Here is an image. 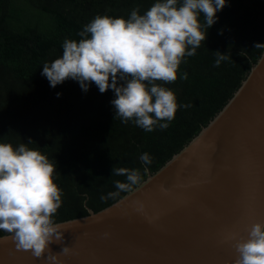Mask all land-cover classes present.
Instances as JSON below:
<instances>
[{
    "label": "trees",
    "instance_id": "trees-1",
    "mask_svg": "<svg viewBox=\"0 0 264 264\" xmlns=\"http://www.w3.org/2000/svg\"><path fill=\"white\" fill-rule=\"evenodd\" d=\"M155 2L0 0V143H24L56 165L53 180L63 193L57 223L99 212L130 192L108 197L118 191L115 181L126 182L112 175L113 167L140 170L132 190L159 170L224 108L264 51L255 48L264 45V0H226L196 54L180 64L176 81L156 82L175 93L178 105L189 106L179 107L166 129L152 132L114 119L111 89L102 94L90 84L85 92L71 79L52 88L41 75L44 63L62 56L64 40L79 41L78 32L95 16L127 19L134 8L142 15ZM217 51L230 59L214 67ZM145 152L150 165L140 160ZM3 235L9 234L0 230Z\"/></svg>",
    "mask_w": 264,
    "mask_h": 264
},
{
    "label": "water",
    "instance_id": "water-1",
    "mask_svg": "<svg viewBox=\"0 0 264 264\" xmlns=\"http://www.w3.org/2000/svg\"><path fill=\"white\" fill-rule=\"evenodd\" d=\"M58 223L63 242L49 247L60 264H234L230 235L247 238L264 224V51L224 108L159 170L103 210ZM0 264L46 260L18 250L9 234L0 236Z\"/></svg>",
    "mask_w": 264,
    "mask_h": 264
},
{
    "label": "clouds",
    "instance_id": "clouds-1",
    "mask_svg": "<svg viewBox=\"0 0 264 264\" xmlns=\"http://www.w3.org/2000/svg\"><path fill=\"white\" fill-rule=\"evenodd\" d=\"M225 6L226 0H156L142 15L134 8L127 19L97 15L78 32L79 41L64 40L62 56L44 63L41 75L52 88L71 79L85 92L90 84L102 94L111 89L114 119L132 121L146 132L166 129L177 109L189 105H178L175 93L156 82L176 81L180 64L196 54L206 39L205 28L216 22V13ZM214 54V67L230 59L218 51ZM180 78L186 80L187 73ZM140 160L152 163L146 152ZM55 172L56 165L40 151L24 143L15 148L0 143V230L11 235L18 250L31 251L46 264H60L49 245L64 239L63 226L54 220L63 195L54 183ZM112 175L125 176L126 182L115 181L118 191L108 197L131 191L141 180L139 169L113 167ZM229 240L235 241L234 264H264V224H253L247 238L233 233ZM69 253L68 247L62 248L61 254Z\"/></svg>",
    "mask_w": 264,
    "mask_h": 264
}]
</instances>
